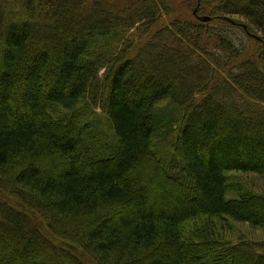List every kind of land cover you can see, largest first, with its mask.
I'll list each match as a JSON object with an SVG mask.
<instances>
[{
    "label": "trees",
    "instance_id": "16d2710c",
    "mask_svg": "<svg viewBox=\"0 0 264 264\" xmlns=\"http://www.w3.org/2000/svg\"><path fill=\"white\" fill-rule=\"evenodd\" d=\"M191 6L197 16L173 12L174 0H0L1 191L15 200L0 198V264H86L74 249L95 264H264V246L182 236L203 216L264 227V196L228 198L227 176L264 175V110L237 99L264 104V58L247 34L264 42V0ZM88 95L115 131L108 156L85 143ZM164 101L182 112L171 167L153 147L173 128ZM53 107L70 112L56 120Z\"/></svg>",
    "mask_w": 264,
    "mask_h": 264
},
{
    "label": "rangeland",
    "instance_id": "374dc122",
    "mask_svg": "<svg viewBox=\"0 0 264 264\" xmlns=\"http://www.w3.org/2000/svg\"><path fill=\"white\" fill-rule=\"evenodd\" d=\"M92 2L93 0H87ZM113 5L118 6L119 8H125L131 4L140 1V0H108ZM196 1V0H195ZM192 0H174V10L173 12L180 11H194V6H191ZM10 7H14L10 5ZM191 9V10H190ZM175 16H173L174 18ZM164 19L168 18V21L172 18L171 16L166 15ZM238 21L242 25H247L249 22L245 19L237 17ZM245 23V24H244ZM164 22H158V24L153 29V33L160 27ZM238 24V26H242ZM248 26V25H247ZM243 29H246L242 26ZM241 28V27H239ZM134 32L131 30L130 34ZM248 36H255L257 41H253L251 46V51L255 53V57L259 60L264 58V42L262 41L261 32L255 29L254 32L247 31ZM256 36L258 38H256ZM134 39V37H130ZM138 41V40H136ZM100 78L104 79V70L100 72ZM238 102L242 105L248 114H252L256 111L264 110V104L257 101H250L241 93L237 96ZM158 115L160 118H163V124L167 121L168 123H173V128L163 127V129L157 130L153 138V147L165 160L167 167H171L172 163L176 164L178 158L175 155L176 151L174 145L176 143L177 134L179 133V125L182 112L176 108L169 101H164L159 103L158 106ZM51 114H49L54 119L66 118L69 114V110H66L63 107H53L50 109ZM79 119L80 125L85 127V143L88 146V150L94 152L95 155L100 154L101 156H108L115 149L117 144V138L115 137V131L112 126V123L108 119L107 115L103 109L102 101L98 100L97 102L93 99L92 96H87L81 99L79 108ZM177 120V121H176ZM83 154L85 152L81 151ZM92 152V153H93ZM84 159V158H83ZM141 167H152L147 163H143ZM172 174L177 175L176 169L170 168ZM152 177V172H148ZM146 174V178H148ZM228 176V198L238 199L244 195H261L264 196V175L256 173H243L238 171H232L227 174ZM4 179V174L0 175V198L5 200V197L8 201L9 198L1 189H5V183L1 180ZM153 195L150 196L151 200H154ZM13 199V198H12ZM11 199V200H12ZM13 203L15 200L13 199ZM66 222H68L66 220ZM70 226H75L73 223H66ZM45 228V233L54 237L58 244H66L59 238H56V235L50 234ZM57 232H60L56 230ZM206 233V234H205ZM206 235L210 240L214 241L212 248H223L237 246L241 244H248L250 247L261 248L264 246V227H255L248 222H239L230 218L229 216H203L199 220H192L185 224L182 229V236L184 242H198L200 236ZM209 235H212L209 237ZM69 240V238H68ZM69 243V242H68ZM76 253L79 254V257L86 264H95L92 259H89L88 256L79 253V249H74Z\"/></svg>",
    "mask_w": 264,
    "mask_h": 264
},
{
    "label": "water",
    "instance_id": "95a60500",
    "mask_svg": "<svg viewBox=\"0 0 264 264\" xmlns=\"http://www.w3.org/2000/svg\"><path fill=\"white\" fill-rule=\"evenodd\" d=\"M196 13H197V9L194 10V14L197 16ZM198 19H199L200 21H203V22H207V21H211V20H212V18L209 17V16H198ZM244 27L247 28L246 25H244ZM254 37H255V36H254ZM256 38H258V37L256 36Z\"/></svg>",
    "mask_w": 264,
    "mask_h": 264
}]
</instances>
